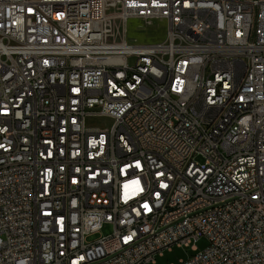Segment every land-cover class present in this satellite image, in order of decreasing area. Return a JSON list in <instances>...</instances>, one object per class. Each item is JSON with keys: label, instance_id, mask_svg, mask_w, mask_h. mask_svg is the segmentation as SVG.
<instances>
[{"label": "built area", "instance_id": "1", "mask_svg": "<svg viewBox=\"0 0 264 264\" xmlns=\"http://www.w3.org/2000/svg\"><path fill=\"white\" fill-rule=\"evenodd\" d=\"M175 247L264 264V0H0V264Z\"/></svg>", "mask_w": 264, "mask_h": 264}, {"label": "rangeland", "instance_id": "2", "mask_svg": "<svg viewBox=\"0 0 264 264\" xmlns=\"http://www.w3.org/2000/svg\"><path fill=\"white\" fill-rule=\"evenodd\" d=\"M143 25L140 21L135 20L130 22V34L131 40H137L142 44H154L161 42L165 39L166 35V23L155 22L152 26L140 27ZM88 128L101 129L103 131L108 130L111 126V121L107 118L98 117L95 119H88L86 122ZM110 229L106 228L104 233ZM209 242L208 239L202 237L196 242L197 250L203 251ZM196 252L192 248H179L175 247L172 251H165L163 256H157L154 264H177L181 260H188L194 256Z\"/></svg>", "mask_w": 264, "mask_h": 264}]
</instances>
